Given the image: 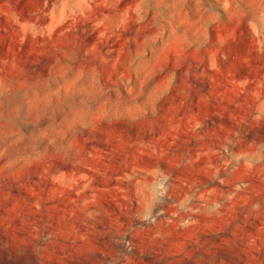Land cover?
Returning <instances> with one entry per match:
<instances>
[{"label": "rangeland", "instance_id": "374dc122", "mask_svg": "<svg viewBox=\"0 0 264 264\" xmlns=\"http://www.w3.org/2000/svg\"><path fill=\"white\" fill-rule=\"evenodd\" d=\"M0 264H264V0H0Z\"/></svg>", "mask_w": 264, "mask_h": 264}]
</instances>
